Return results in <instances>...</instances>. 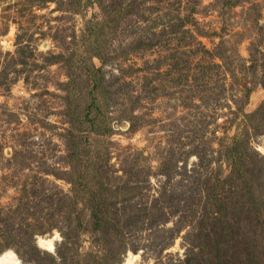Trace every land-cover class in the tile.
Wrapping results in <instances>:
<instances>
[{
	"label": "rangeland",
	"instance_id": "rangeland-1",
	"mask_svg": "<svg viewBox=\"0 0 264 264\" xmlns=\"http://www.w3.org/2000/svg\"><path fill=\"white\" fill-rule=\"evenodd\" d=\"M262 102L264 0H0V254L184 264L205 231L264 264ZM101 183L119 238L93 225Z\"/></svg>",
	"mask_w": 264,
	"mask_h": 264
},
{
	"label": "trees",
	"instance_id": "trees-1",
	"mask_svg": "<svg viewBox=\"0 0 264 264\" xmlns=\"http://www.w3.org/2000/svg\"><path fill=\"white\" fill-rule=\"evenodd\" d=\"M162 1L165 2L167 0H162ZM167 19H171V18L168 17ZM167 24H168V21H167ZM170 28H173V25L170 26ZM261 105L263 106L264 102H262ZM262 159L264 160L263 156H262ZM101 185H102V188H101V191L99 192V194H96L97 197H96L95 193H92L93 195L88 199V204H89V207L91 210L90 213L92 212V215L95 219L94 220L95 223H93V225L95 224L96 226H98V228H100V230L103 227L104 231L107 230V232H109L110 235H105V233H104V235L102 236L103 240L108 239L109 236H111V237L116 236L117 238H119L120 237L119 232L122 233V230H121V228H118L120 226L118 224L119 223V217L116 214V208L117 207L115 208V200L109 199L108 197H106L108 194L107 190H109L107 188V186H105L106 183H103V184L101 183ZM214 201L217 202L215 204H218V200L216 198L214 199ZM217 209L220 211V207H218ZM124 210L127 213V210L126 209H124ZM214 211L218 216L212 215V220L214 221L213 224H215V223L219 224L220 223V224L224 225L226 223V221H225V218H223V216H220L219 213L221 211L220 212L216 211L215 208H214ZM217 212H219V213H217ZM151 214H150V217H151ZM212 214H213V212H212ZM209 215L210 214L207 212H204L202 214L201 221H200L201 222V225H200L201 228L199 231L202 232L207 227V225L210 224V219H209L210 216ZM131 217H132V214L123 218L124 226H126V228H128V229L130 228L129 225L130 224L134 225V222H135L134 217H132V218ZM153 220H152L153 222L157 221L156 218H154ZM123 223H122V225H123ZM80 225H81V223L78 224L74 228L71 227L68 232L70 234H72V236H73L74 235L73 233H75L77 231V228H78V226L80 227ZM98 228H94L93 230H96ZM70 234H68V235L64 234V241H66V238L72 237ZM202 236H203V239H201V240H202L204 245L203 246L201 245L200 247H198L199 251L197 254L195 252V254L197 256H201V257H199L200 260H197L195 258L196 257L195 254H191L188 256L186 255L184 257V259L179 260V261L184 263V264H224V261H227V260H224L225 255L228 254L227 251L225 250V248L220 243L218 244L217 242H212V240L207 241L208 233H206L205 231L202 234ZM65 243L66 242H64V245H65ZM32 246L34 247V243L32 244ZM56 253L57 254H55L54 257L59 258L60 261L61 260L64 261L63 259L65 258V249L60 248V249H58V251ZM46 254L48 256H51L48 253H46ZM54 257L53 256L50 257V260L52 262L56 261V259Z\"/></svg>",
	"mask_w": 264,
	"mask_h": 264
},
{
	"label": "bare ground",
	"instance_id": "bare-ground-1",
	"mask_svg": "<svg viewBox=\"0 0 264 264\" xmlns=\"http://www.w3.org/2000/svg\"><path fill=\"white\" fill-rule=\"evenodd\" d=\"M38 245L41 248L51 250L53 248V238H38ZM137 257V256H136ZM135 256H130L125 264H134L133 260ZM0 264H22L16 254L11 251L7 250L0 254Z\"/></svg>",
	"mask_w": 264,
	"mask_h": 264
}]
</instances>
